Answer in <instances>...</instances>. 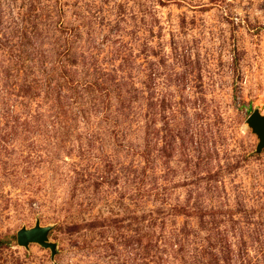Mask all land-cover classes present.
Masks as SVG:
<instances>
[{
  "label": "rangeland",
  "instance_id": "374dc122",
  "mask_svg": "<svg viewBox=\"0 0 264 264\" xmlns=\"http://www.w3.org/2000/svg\"><path fill=\"white\" fill-rule=\"evenodd\" d=\"M254 111L264 0H0V264H264Z\"/></svg>",
  "mask_w": 264,
  "mask_h": 264
},
{
  "label": "water",
  "instance_id": "95a60500",
  "mask_svg": "<svg viewBox=\"0 0 264 264\" xmlns=\"http://www.w3.org/2000/svg\"><path fill=\"white\" fill-rule=\"evenodd\" d=\"M246 123L259 140L257 145V152H259L264 147V116L254 111L247 118ZM48 232L49 228L38 225L31 229H22L16 234V242L19 246L24 247L29 243H36L43 248H49L53 251V246L47 242Z\"/></svg>",
  "mask_w": 264,
  "mask_h": 264
}]
</instances>
